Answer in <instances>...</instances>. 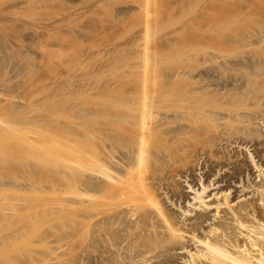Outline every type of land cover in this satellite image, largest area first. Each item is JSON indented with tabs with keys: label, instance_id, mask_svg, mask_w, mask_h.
Wrapping results in <instances>:
<instances>
[{
	"label": "bare ground",
	"instance_id": "1",
	"mask_svg": "<svg viewBox=\"0 0 264 264\" xmlns=\"http://www.w3.org/2000/svg\"><path fill=\"white\" fill-rule=\"evenodd\" d=\"M215 16L213 56L199 64L186 55L190 65L173 71L166 85L146 82L145 30L136 98L110 101L101 115L88 118L83 176L75 162L69 179L38 187L36 203L30 194L8 199L0 212V264H174L175 250L187 251L186 264H264V195L234 207L230 192H223L222 204L214 206L218 220L204 237L205 215L180 224L166 206L179 195L176 178L190 171L184 164L227 163L226 143L261 145L264 137L254 123L264 124L263 23L239 36L241 27L264 20V0H219ZM195 72L215 75L196 81ZM179 81L189 85L179 87ZM199 120L213 126L212 137L202 136ZM200 136L209 137L202 143L207 150L195 147ZM197 200V208H209L201 196ZM186 237L198 245L196 252L188 250Z\"/></svg>",
	"mask_w": 264,
	"mask_h": 264
},
{
	"label": "rangeland",
	"instance_id": "2",
	"mask_svg": "<svg viewBox=\"0 0 264 264\" xmlns=\"http://www.w3.org/2000/svg\"><path fill=\"white\" fill-rule=\"evenodd\" d=\"M147 1L0 0V93L4 94L0 97V212L16 195L30 194L36 203L41 185L69 179L75 162H80L79 172L84 175L88 118L92 113L101 115L110 101L136 98L145 49L149 85L168 84L173 71L190 65L186 55H195L199 64L213 56L219 0H149L146 13ZM259 21L241 27L239 36H246L253 27L258 30L262 23L263 28L264 20ZM146 29L148 45L143 39ZM243 29L249 31L243 34ZM195 74L196 81L211 78ZM182 82L184 87L189 85ZM254 123L264 136L262 121ZM199 125L206 129L204 133L199 128L202 136L207 132L213 136L211 124L202 120ZM204 137L196 140V148H205ZM263 138L261 145L226 143L227 152L224 148L221 153L229 156L228 165L226 161L204 165L203 159L197 168L179 164L190 171L176 178L179 195L173 204L166 202L176 220L191 225L196 216L205 215L199 232L204 237L218 220L214 206L222 204L223 192H230L234 207L264 195L258 187L264 183ZM203 188H207L205 193ZM200 196L208 209L197 208ZM219 210L224 217L226 207L221 205ZM186 245L191 253L197 251L193 241ZM172 254L174 264L190 261L186 250Z\"/></svg>",
	"mask_w": 264,
	"mask_h": 264
}]
</instances>
